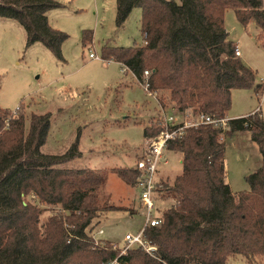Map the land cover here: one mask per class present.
<instances>
[{"label":"trees","instance_id":"trees-1","mask_svg":"<svg viewBox=\"0 0 264 264\" xmlns=\"http://www.w3.org/2000/svg\"><path fill=\"white\" fill-rule=\"evenodd\" d=\"M59 7L54 0H0V18L24 28L27 47L41 43L63 61L62 45L69 37L47 17ZM136 8L143 11L144 46H105L103 59L147 83L149 93H168L179 112L228 119L232 91L252 88L256 74L236 55L225 12L234 10L243 26L253 22L264 33V0H117V27ZM91 43V32H85L84 46ZM10 113L0 109V264H105L119 258L121 248L96 238L101 219L136 211L100 198L104 170L61 167L79 156L78 140L64 155L42 152L50 113L28 118L24 107ZM162 122L144 128L147 141L161 133ZM228 128L249 132L259 147L262 164L246 177L249 191L234 193L227 182L224 129L210 124L186 129L166 146V152L180 155L182 172L173 183L157 182V201L172 205L160 213L159 226L145 231L157 250L130 248L120 257L122 264H228L235 257L257 264L264 254V117L232 119ZM109 171L138 187L136 166ZM44 207L58 209L41 226Z\"/></svg>","mask_w":264,"mask_h":264},{"label":"rangeland","instance_id":"rangeland-1","mask_svg":"<svg viewBox=\"0 0 264 264\" xmlns=\"http://www.w3.org/2000/svg\"><path fill=\"white\" fill-rule=\"evenodd\" d=\"M54 1L61 7L48 11L49 24L69 37L62 45L63 61L41 43L27 47L24 28L14 20L0 18V109L14 115L24 107L28 118L33 113H50L49 135L41 149L45 154L64 155L78 140L79 156L61 167L104 170L107 181L100 198L136 211L133 215L111 212L101 219L98 230L103 233L96 238L122 247L126 234H136L144 225L145 212L138 189L109 169L136 166L147 147L144 128L179 111L170 103L168 93L149 94L120 64L103 59L105 46H144L141 8L134 9L125 24L117 27V0ZM224 23L229 40L240 50V59L256 74L252 88L232 91L228 119L255 113L264 117V33L253 22L243 26L232 9L225 12ZM85 32L92 34L88 46L83 44ZM91 54L98 58H90ZM257 85H262L261 91ZM162 96L165 107L160 103ZM223 139L227 182L234 193L249 191L246 177L262 164L259 147L249 132L231 133L226 128ZM158 169L159 178L173 183L182 172L180 155L165 152ZM171 205V201L157 202L156 214ZM57 209L44 207L41 226ZM228 264L251 263L235 257ZM257 264H264V254Z\"/></svg>","mask_w":264,"mask_h":264},{"label":"built area","instance_id":"built-area-1","mask_svg":"<svg viewBox=\"0 0 264 264\" xmlns=\"http://www.w3.org/2000/svg\"><path fill=\"white\" fill-rule=\"evenodd\" d=\"M236 55L240 56V50L237 47ZM90 58L96 59L97 56L91 54ZM149 73L145 72V76L148 77ZM146 91H148V84L143 85ZM149 93V92H148ZM150 94V93H149ZM17 111V110H16ZM191 112V111H190ZM15 112L14 115H16ZM162 131L161 133L151 140L147 141V147L144 151V157L137 162L136 168L140 172L138 191L139 200L143 205L145 212V222L142 228L136 233H128L125 236L126 244L122 247L114 244V248H121V254L119 258L114 259L111 262L105 264H122L120 257L127 254L130 248H142L149 254L156 252L157 248L149 243L145 238V231L149 227H156L162 223L160 214H156V188L159 175V165L166 152L167 143L173 140L176 136L181 135L184 131L191 127H198L200 125L210 124L221 127L222 129L228 128L229 119H216L212 116L201 115L198 117L193 116L190 113L174 112L171 115L162 116ZM103 232L100 231L99 234Z\"/></svg>","mask_w":264,"mask_h":264},{"label":"crops","instance_id":"crops-1","mask_svg":"<svg viewBox=\"0 0 264 264\" xmlns=\"http://www.w3.org/2000/svg\"><path fill=\"white\" fill-rule=\"evenodd\" d=\"M235 118H237V119H238V117H235ZM235 118H234V119H235ZM239 118H240V117H239ZM229 120H232V119H229Z\"/></svg>","mask_w":264,"mask_h":264}]
</instances>
